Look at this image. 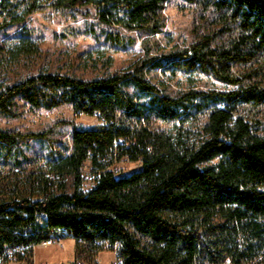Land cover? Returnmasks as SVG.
Returning a JSON list of instances; mask_svg holds the SVG:
<instances>
[{"label": "trees", "instance_id": "1", "mask_svg": "<svg viewBox=\"0 0 264 264\" xmlns=\"http://www.w3.org/2000/svg\"><path fill=\"white\" fill-rule=\"evenodd\" d=\"M187 1L203 11L196 39L153 55L168 0H0V32L52 10L148 37L133 66L90 79L37 68L29 35L0 42L1 117L24 103L99 121L74 126L63 149L52 129H0L1 264H32L35 247L66 240L76 241L72 264H99L105 251L118 264H264V0ZM106 39L133 44L120 31ZM153 71L200 72L230 89L172 92ZM33 141L47 143L45 165L25 154ZM123 159L140 167L116 171Z\"/></svg>", "mask_w": 264, "mask_h": 264}, {"label": "rangeland", "instance_id": "2", "mask_svg": "<svg viewBox=\"0 0 264 264\" xmlns=\"http://www.w3.org/2000/svg\"><path fill=\"white\" fill-rule=\"evenodd\" d=\"M202 13L198 4L187 0H168L164 10L166 27L161 34L149 40L154 46L152 54L159 55L177 48L188 47L196 39L195 30L201 31ZM118 31L131 38L133 44L124 48L112 45L106 39L107 34ZM24 35H29L41 51L40 56L34 60L37 68L73 73L85 79L112 75L130 68L145 56V42L148 39L136 32L106 28L94 17L52 10L36 13L21 26H13L0 32V42L11 46ZM149 79L159 88L172 92L230 89L211 76L200 72L172 74L171 72L153 71L149 74ZM18 111L20 115L14 119L0 116V129L13 133L45 132L52 129L50 140L58 142L60 149H63L66 144L71 146L70 138L74 126L89 128L99 124L96 117L77 116L72 107L68 105L53 110H36L20 103ZM59 122L61 124L57 125ZM156 126L167 130L174 127L173 124L162 121L156 122ZM24 151L27 157L32 158L36 164H46L49 151L47 143L33 141L29 148L24 147ZM139 167V163L123 159L114 166V169L121 173H130ZM1 172L7 174L8 169L1 165ZM83 172L84 187L89 189L93 186L89 163L85 165ZM72 243L74 240L66 241L64 247L59 242H54L52 246H37L34 250L32 264H72L74 262ZM97 262L118 264L117 253L102 252L97 257ZM8 264L22 263L12 260Z\"/></svg>", "mask_w": 264, "mask_h": 264}, {"label": "crops", "instance_id": "3", "mask_svg": "<svg viewBox=\"0 0 264 264\" xmlns=\"http://www.w3.org/2000/svg\"><path fill=\"white\" fill-rule=\"evenodd\" d=\"M66 241H69V240H66ZM66 241H62V242H60L59 244H62V246L64 247ZM41 246H45V245H41ZM71 246H72V248H73V250H74V259H73V260H75V247H76V241H75V240H74V243L71 244ZM35 248H36V247H35ZM34 250H35V249H34Z\"/></svg>", "mask_w": 264, "mask_h": 264}, {"label": "built area", "instance_id": "4", "mask_svg": "<svg viewBox=\"0 0 264 264\" xmlns=\"http://www.w3.org/2000/svg\"><path fill=\"white\" fill-rule=\"evenodd\" d=\"M54 242H47V243H44L43 245H45V246H47V245H51V244H53Z\"/></svg>", "mask_w": 264, "mask_h": 264}, {"label": "bare ground", "instance_id": "5", "mask_svg": "<svg viewBox=\"0 0 264 264\" xmlns=\"http://www.w3.org/2000/svg\"><path fill=\"white\" fill-rule=\"evenodd\" d=\"M53 244H51V245H47V246H52Z\"/></svg>", "mask_w": 264, "mask_h": 264}]
</instances>
